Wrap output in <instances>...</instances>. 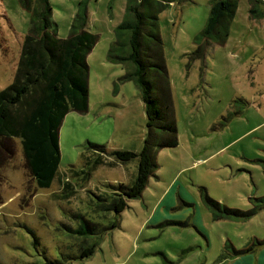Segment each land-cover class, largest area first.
<instances>
[{
	"label": "rangeland",
	"instance_id": "374dc122",
	"mask_svg": "<svg viewBox=\"0 0 264 264\" xmlns=\"http://www.w3.org/2000/svg\"><path fill=\"white\" fill-rule=\"evenodd\" d=\"M50 1L58 36L70 35L83 8L86 29L98 35L87 55L89 105L61 123L59 172L49 188L37 185L20 139L0 137V264H264V3L237 0L224 41L203 33L213 0H169L158 9L179 143L155 149L158 167L143 193L98 239L67 226L84 219L111 225L116 213L99 210L97 195L111 199L110 184L132 183L138 159L108 156L114 164L87 180L70 169L88 168V141L109 151L145 145L141 90L120 81L124 64L107 59L116 28L132 16L129 4L141 0ZM31 26L32 11L20 0H0V90L14 79ZM197 49L203 57L190 61ZM66 181L73 186L68 198L60 196ZM205 193L254 213L217 217ZM96 239L95 252L78 257L82 242Z\"/></svg>",
	"mask_w": 264,
	"mask_h": 264
},
{
	"label": "trees",
	"instance_id": "16d2710c",
	"mask_svg": "<svg viewBox=\"0 0 264 264\" xmlns=\"http://www.w3.org/2000/svg\"><path fill=\"white\" fill-rule=\"evenodd\" d=\"M263 2L264 0H250ZM32 11V26L24 37L18 67L13 81L0 90V137L20 139L30 171L39 187L49 188L59 172L61 149L59 129L71 110L85 111L89 105V64L87 55L95 46L98 35L86 29L85 9H80L68 37L57 34L50 0H20ZM169 0H141L129 4L132 16L116 28L117 39L107 53L111 62L126 66L120 81L133 80L141 90L147 114L149 135L141 151L117 149L109 151L106 145L88 141L86 157L88 168L72 171L76 176L90 179L93 171L107 160L128 162L138 159L137 175L130 184H110L112 197L97 195L96 207L101 211H113L116 220L109 226L85 220L77 228L67 226L79 237L95 235L98 239L116 227L121 212L128 201L143 193L149 177L158 167L154 151L162 147L178 145L174 107L171 98L168 70L160 33L158 9ZM237 8V0H213L211 15L203 33H217L224 41L229 24ZM254 11V9H253ZM130 14V15H131ZM203 50L189 54L190 61L203 57ZM87 154V153H86ZM92 160V161H91ZM61 197L73 194L71 182H65ZM204 189V188H203ZM205 190V189H204ZM209 206L216 210L215 216L248 217L252 211L223 206L205 193ZM219 210V211H218ZM78 217H83L81 214ZM98 239L84 245L80 258L91 256ZM260 243H264L260 241ZM60 260L47 259L43 263L58 264Z\"/></svg>",
	"mask_w": 264,
	"mask_h": 264
}]
</instances>
